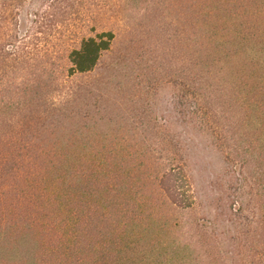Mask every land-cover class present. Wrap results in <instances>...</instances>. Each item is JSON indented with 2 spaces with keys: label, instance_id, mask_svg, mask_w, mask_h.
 Wrapping results in <instances>:
<instances>
[{
  "label": "rangeland",
  "instance_id": "rangeland-1",
  "mask_svg": "<svg viewBox=\"0 0 264 264\" xmlns=\"http://www.w3.org/2000/svg\"><path fill=\"white\" fill-rule=\"evenodd\" d=\"M38 5L26 7L39 10V24L33 15L0 20L8 51L22 58L0 99V264H190L186 246L200 235L158 189V162L142 154L140 132L163 131L168 120L196 185L211 189L221 156L168 115V98L201 46L240 50L241 33L227 44L228 22H202L198 0H91L71 21ZM101 31L115 35L109 52L93 72L68 78L66 51Z\"/></svg>",
  "mask_w": 264,
  "mask_h": 264
},
{
  "label": "trees",
  "instance_id": "trees-1",
  "mask_svg": "<svg viewBox=\"0 0 264 264\" xmlns=\"http://www.w3.org/2000/svg\"><path fill=\"white\" fill-rule=\"evenodd\" d=\"M38 1L37 7L51 9L50 17L71 21L84 14L91 0H0V20L7 26L12 13L19 19L36 18L39 10L27 11L26 6L35 7ZM198 6L202 22L211 15L228 22L223 29L227 44L237 37L230 33H241L238 41L244 47L223 54L220 46L209 51L201 46V58L181 83L173 84L177 93L168 98V115L210 138L221 156L222 171L209 181L211 189L200 190L182 154L180 135L167 129L168 120L163 131L140 132L141 144H148L141 152L157 160L158 189L170 205L188 215L189 231L200 235L195 245L186 246L194 255L190 264H264V0H198ZM33 22L39 24L37 18ZM206 33L202 39L208 43L212 37ZM7 38L5 32L0 36L1 100L10 92L5 73L15 67L12 60L22 59L16 47L8 51ZM114 39L112 31L78 38L66 51V76L93 72ZM258 44L261 47L253 50Z\"/></svg>",
  "mask_w": 264,
  "mask_h": 264
}]
</instances>
